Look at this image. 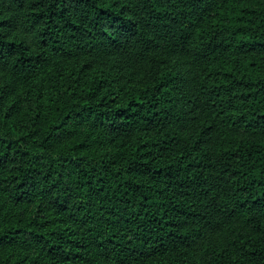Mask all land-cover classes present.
<instances>
[{
	"label": "trees",
	"instance_id": "16d2710c",
	"mask_svg": "<svg viewBox=\"0 0 264 264\" xmlns=\"http://www.w3.org/2000/svg\"><path fill=\"white\" fill-rule=\"evenodd\" d=\"M0 264H264V0H0Z\"/></svg>",
	"mask_w": 264,
	"mask_h": 264
}]
</instances>
